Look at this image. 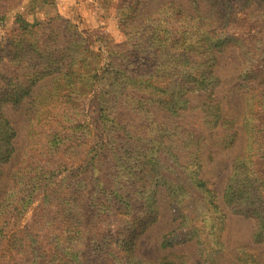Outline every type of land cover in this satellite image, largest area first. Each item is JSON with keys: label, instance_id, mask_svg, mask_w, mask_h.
Returning a JSON list of instances; mask_svg holds the SVG:
<instances>
[{"label": "rangeland", "instance_id": "1", "mask_svg": "<svg viewBox=\"0 0 264 264\" xmlns=\"http://www.w3.org/2000/svg\"><path fill=\"white\" fill-rule=\"evenodd\" d=\"M210 6L0 0L2 264H58L62 248L70 264H264L258 219L225 192L238 158L264 174V91L248 90L264 88L250 71L264 53L252 46L264 37V0L242 22L250 33L220 29L235 39L212 52L210 94L184 81L180 52L145 43L179 27L182 42L195 38L176 10L210 17ZM193 167L215 194L213 213L179 207L155 185L159 171L188 189ZM217 216L219 237L210 235ZM212 237L220 244L210 254Z\"/></svg>", "mask_w": 264, "mask_h": 264}, {"label": "trees", "instance_id": "2", "mask_svg": "<svg viewBox=\"0 0 264 264\" xmlns=\"http://www.w3.org/2000/svg\"><path fill=\"white\" fill-rule=\"evenodd\" d=\"M237 1H239L240 4L236 7L235 5ZM220 2L221 0H209L211 5L210 10L212 13L210 17L203 15H184L180 10H176L177 16H184L185 19H188V28L193 29L195 32V38L182 42L180 37H176L178 34H182L184 32V28L179 27L175 30H171L173 34L169 37L167 42H165L166 40L159 39H151L145 42L148 43V46H150L151 49H159V47L162 46L165 52H171L173 54L180 52V55L183 57L182 61L186 68V71H184V81L189 82L194 80L195 83L193 89L197 88L205 90L209 92V94L212 92L217 82V79L213 76L211 71L214 62L212 52L215 49L224 47V45L231 42L232 39H235L232 35H225L220 29H226L229 26L234 28V30H237L238 33H241V31L242 33L245 31L250 33L252 28L251 25L244 26L242 22H245L248 19V13L253 9L252 5L254 0H228L224 7ZM238 13H240L241 16H238ZM1 18L3 17L0 14V19ZM23 25L25 26L26 23H23ZM256 43H259V48L264 50V37L260 39L254 38L252 46H255ZM193 51L202 54L205 57V60L202 61V63L189 61L187 54ZM260 54H262V51ZM257 58L262 61L258 59L255 60V63L250 65V68L252 69L250 71L254 73V81L261 79L263 82L264 53L262 55L257 54ZM111 64L114 65V62L111 61ZM117 70H119V68H117ZM250 76L251 74L246 73L244 77L250 78ZM248 90L250 92L249 95L255 99V97H260L264 88L262 87V83H255L253 86L251 85ZM254 129H257V127H254ZM258 133L260 136L264 137V129L261 130L258 127ZM241 159L242 158H238L235 166L233 167V174L230 177L229 182H227L225 192H228V194L232 196L231 201L240 205L249 216L253 215L258 219L260 225L255 231L254 240L259 241L264 238V174H260L256 170H253L252 167L245 162V160ZM184 173L188 189L184 185H180L179 182H177V184H173L171 181L166 180L159 171L156 172V175H158L159 178L155 180V185L164 186L166 193L171 196L172 200H176L175 203L178 204L179 207L188 208V204H192V207L195 208L197 214L199 212L209 213L210 211L213 213L216 209L215 194L208 189L206 181L202 178H198V168L193 167L190 170H185ZM175 185H178L177 187L179 188ZM180 195H182V198L179 201L178 199ZM192 195H194V199L191 202L190 197ZM182 203L184 205L180 206ZM213 219L217 220V224L220 223V226L213 224L210 235L219 237V232L222 228V217L217 216ZM180 225H183V222H180L179 226ZM214 227L216 230H213ZM185 233H188V231H185ZM194 233L195 232H191V234ZM168 244L170 245L172 242L165 237L161 246L164 247ZM211 244L212 245L209 248H211L212 251L207 252L210 254L217 250L220 240L216 237H212ZM64 249L65 248H62L60 250L61 253L64 252ZM61 253L58 255L57 263L70 264V258L68 255ZM0 264H2V261Z\"/></svg>", "mask_w": 264, "mask_h": 264}, {"label": "crops", "instance_id": "3", "mask_svg": "<svg viewBox=\"0 0 264 264\" xmlns=\"http://www.w3.org/2000/svg\"><path fill=\"white\" fill-rule=\"evenodd\" d=\"M76 1H79V2H80L81 0H75V2H76ZM63 7H64V6H63ZM63 7H62V8H63ZM60 10H61V9H60V7H59V11H60Z\"/></svg>", "mask_w": 264, "mask_h": 264}]
</instances>
